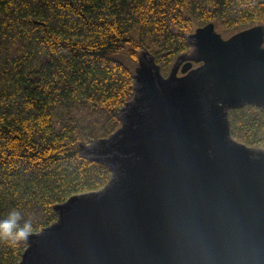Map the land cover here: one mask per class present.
Returning <instances> with one entry per match:
<instances>
[{
	"label": "water",
	"instance_id": "obj_1",
	"mask_svg": "<svg viewBox=\"0 0 264 264\" xmlns=\"http://www.w3.org/2000/svg\"><path fill=\"white\" fill-rule=\"evenodd\" d=\"M165 77L148 51L122 126L81 154L99 191L55 206L19 264H264V149L231 134V110L264 108V25L224 39L214 23Z\"/></svg>",
	"mask_w": 264,
	"mask_h": 264
},
{
	"label": "trees",
	"instance_id": "obj_2",
	"mask_svg": "<svg viewBox=\"0 0 264 264\" xmlns=\"http://www.w3.org/2000/svg\"><path fill=\"white\" fill-rule=\"evenodd\" d=\"M209 23L233 34L264 25V0H0V216L19 208L37 233L56 205L103 189L110 168L80 144L122 126L142 51L167 76ZM229 118L236 141L264 149V108ZM25 249L0 242V264Z\"/></svg>",
	"mask_w": 264,
	"mask_h": 264
},
{
	"label": "clouds",
	"instance_id": "obj_3",
	"mask_svg": "<svg viewBox=\"0 0 264 264\" xmlns=\"http://www.w3.org/2000/svg\"><path fill=\"white\" fill-rule=\"evenodd\" d=\"M32 233V220H24L19 208H12L0 216V242L6 243L9 247H20L30 240Z\"/></svg>",
	"mask_w": 264,
	"mask_h": 264
},
{
	"label": "rangeland",
	"instance_id": "obj_4",
	"mask_svg": "<svg viewBox=\"0 0 264 264\" xmlns=\"http://www.w3.org/2000/svg\"><path fill=\"white\" fill-rule=\"evenodd\" d=\"M216 31H217L218 33H220L224 39L230 38L231 36L237 34V33L233 34V33H234L233 31L224 32V31H223V28H222V26H221L220 24L217 25V30H216ZM238 33H239V32H238ZM170 72H171V71H170ZM169 74H170V73H169ZM169 74H168V75H169ZM168 75H167V76H168ZM167 76H165V77H167Z\"/></svg>",
	"mask_w": 264,
	"mask_h": 264
}]
</instances>
